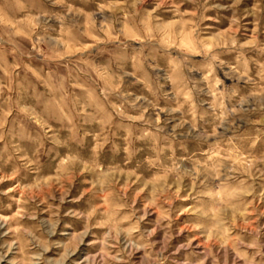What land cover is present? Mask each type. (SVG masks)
Listing matches in <instances>:
<instances>
[{"label":"rangeland","instance_id":"rangeland-1","mask_svg":"<svg viewBox=\"0 0 264 264\" xmlns=\"http://www.w3.org/2000/svg\"><path fill=\"white\" fill-rule=\"evenodd\" d=\"M0 264H264V0H0Z\"/></svg>","mask_w":264,"mask_h":264}]
</instances>
